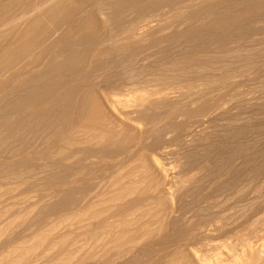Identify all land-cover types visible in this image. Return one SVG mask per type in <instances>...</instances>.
I'll list each match as a JSON object with an SVG mask.
<instances>
[{
	"label": "bare ground",
	"instance_id": "6f19581e",
	"mask_svg": "<svg viewBox=\"0 0 264 264\" xmlns=\"http://www.w3.org/2000/svg\"><path fill=\"white\" fill-rule=\"evenodd\" d=\"M230 3H234L236 4V6L231 7L232 5H230ZM164 4L176 5V9L178 12L175 14V16H173L170 22L167 20L169 23L165 19L164 22H166V25L165 23L161 24L160 21H158L156 25H151L153 21L149 20V18L147 17L148 14L159 11ZM216 14L222 16L218 18L216 17ZM263 15L264 0H0V144L3 146L7 143H10L11 145L13 144L12 142H14L13 145H15V143L17 144V148H6L4 150L3 154H6V156L5 158L3 156L4 159L2 161L5 164L3 166L5 167V170L7 172H20L22 175H20L18 178L21 179L25 174L24 171H26L27 169L30 170L32 167H35L37 165V161L45 159L44 157L47 155L52 156L51 159L55 158L54 155H62L63 161L71 156L74 157V155L84 156L89 153H96L101 157L112 154L119 157L125 154L126 156H128V158H132L133 155H135V152L131 151L132 147L128 142L136 141V143L133 144L140 147L142 146V141L149 140V137H154V140L151 138L153 140V143L150 148H158V150L160 151V153L158 154L167 155L168 151H165L164 149L166 148H164L163 146L161 147V145L164 142L166 143L164 137L165 134L168 133V130H171V132L173 131V133L175 132V137L173 138V140H175L178 146H175V149L178 148V150H175V154L178 152L176 156H174V158L176 157L175 159L184 160L185 158L188 159L189 157H194V154L196 156L194 159H196L197 162L192 161L193 165L195 163V173L193 171L192 164L190 163L191 160L190 162H188L185 159V161H187L188 163L187 165H189V163L191 164L190 168H192V170H190L189 172L193 173V175L189 174L191 177H182V175L179 174L178 176L181 177H178L177 174H175L178 181L172 182L176 179L171 180L172 176L168 172L169 168L165 169L167 167L165 166L164 168V166L161 165L158 160L153 159V156L150 158L146 157L147 155L145 154V149L140 147L143 150L136 152L137 157H135L137 158V160L134 157V164L136 163L134 168H132V166V169H130L131 171H129V173L127 170V176L122 174L123 177L126 176L124 177V179L121 178L123 181L119 180V178L122 177L121 175L118 178L116 177V180L118 179L120 181L117 182V185L119 184L118 186L120 188L117 187L115 182V186L118 188L117 193L118 191L121 192L115 194L114 199L111 195L112 192L110 190L109 191L111 193L109 194V196L104 195L106 197L108 196L109 199H111L109 201V199L106 198V200L108 199L110 203H113L111 201L116 200L114 203H116L117 201H123V203L125 204H121L120 207L116 205L117 209L116 212H114L116 213L115 217H117V219L119 220H116L115 223L112 222L114 223L112 224L114 225L113 228L110 227L111 229L109 228L110 230L108 229L107 232H105V227L101 226V228H98L100 229V232L103 231L102 228L105 229V231L102 232V235L98 234L97 236L99 237V239H102H100L101 242L99 241L100 244L98 243L99 247H96L98 244L94 239L93 240L96 244L94 242L93 243L94 245H96V248H94L93 244V246L86 243L84 244L86 245V247L88 245L90 246L89 248L93 247L97 250L98 255L95 254L94 256L97 255L96 257L92 255L94 258H97L92 264H138V259L144 257L147 259V261H149V258L151 257H148L150 256L148 254L151 253L156 246L160 247L161 251L163 252V255L160 254L162 255V258H160V256L158 257V259H162V261L159 260V262H162L163 264H264V142H261V140L259 139L260 137L262 138V136V139H264V134L259 136V138H256L258 140L253 141L251 139L255 143H252V141L250 140L251 142L249 141L248 143H244L246 145L241 144L242 146H238V144L235 143L237 145L235 147H233L232 145L227 146L226 144L222 143L224 141H218L221 138H217L218 140L216 141L215 138L211 139L210 136V139L205 138V136L203 137L195 131L196 129L194 127L196 125L194 126V124H197V127L198 125H201V119L199 118H201V116L202 118L204 117V110H206L204 109L205 105L201 104L203 106H198L199 104H197V102L200 99L196 102H191L190 99L185 100L181 98L182 96L179 97L180 94L178 95V93L175 95L171 92H164L163 90L156 94L153 93L154 95L152 94V97L150 95V97L153 99H149L148 97H138L135 100L130 101L131 105H127L124 104L125 102H121L120 104L122 108L121 106L120 108H130V113L127 114L124 112V110L123 112H119L121 110L120 108L117 109V111L119 110V113H117L113 100H110L111 97H109L110 99L107 97V95L101 89L102 85H99V82L103 80L104 77L107 81V78L109 76H112L115 79V76L120 77L119 75L133 76V74H136L137 71L134 68L136 67V65L140 66V62L141 64L144 63L145 43L147 41H150V39L152 42V39L154 38L155 40L153 39V43L160 49V46L164 43H175V45L177 43L178 45L181 44L180 46H183L181 40L186 43L187 41H189V37H193V39L195 37L194 41L201 42V44L204 43V46H222V49L226 50L227 52L228 48H225L226 45L228 43H231L236 38V36H232L233 33L231 32L241 31V36L245 35L248 37L247 33H249L250 31L248 25L251 24V21L261 19ZM124 19L125 22H123ZM182 19H184L183 22L181 21ZM195 22H198V24H195V26L198 25V27L194 26ZM181 23L184 26H187L185 30L173 35H162V33H164V30H174L177 28L179 29V27L182 25ZM192 31H197V33H194L196 34L195 36L192 35ZM159 35L161 36L159 37ZM117 37H120V40L116 41L115 38ZM201 44L198 46L204 47L203 45L201 46ZM223 46H225V49L223 48ZM210 47L212 48V46ZM202 49L200 48L201 53L203 50L205 51L206 47H204L203 50ZM149 51H146V53H149ZM217 51L219 52V50ZM189 55H191V53ZM226 58L227 57H225V59ZM213 60L215 59L213 58ZM211 65H209V67ZM188 71L189 70H187V72ZM141 73H143V71ZM136 77H138L137 74ZM161 77L162 76H160V78ZM224 78L225 77H223V79ZM120 79L122 80L121 77ZM160 80L162 82L170 81H168L167 79L162 80V78L159 79V81ZM171 83L172 82H170L169 85ZM92 84H95V86ZM110 94L111 93H109L108 96H110ZM185 95L187 94L185 93ZM188 98L189 97H187V99ZM162 108L167 109L164 115L158 114V110ZM121 116L123 117V119L120 118ZM139 122H142L145 125L144 129L141 128L140 130L139 128L138 130L136 124L137 126L140 125L138 124ZM239 126H242V124H240ZM250 128L252 127L250 126ZM256 128L255 132L259 129V131L262 130L261 127H258L259 129L257 128V130ZM224 129L225 130L222 129V131H226V127ZM231 129H229L231 133L230 135L226 136L228 133H223L226 136V139H224L226 143H229L230 141L232 142L237 136L239 137L241 135H244V130L246 131V129L242 130L241 128L237 130ZM231 131H233V133ZM252 131H254L253 128L250 129V132L248 131L247 136H249V133L251 134ZM259 133H255L253 135L256 136L257 134L258 136ZM218 134H221V132H217V135ZM214 135H216L215 132ZM251 136L249 137L251 138ZM241 137L243 138L244 136ZM221 148L223 150H221ZM218 149H220L221 152ZM192 152L195 153L191 154ZM178 156L180 157L178 158ZM15 157L18 158L15 159ZM212 158L219 159L220 161L222 159V161L220 162L221 165L217 166L212 163V166L210 167V169H213L215 166H217L218 171L216 172L218 173L222 170V167H227L228 164H230L231 167L237 166V169L246 170L249 168L248 170H246L247 182H243L246 184H242V189L238 188L239 190L235 191L234 189L236 185L233 184L238 183L240 180L236 181L235 178H231L232 183H230V180H226L228 181L226 183H229V185L224 184L223 187L221 185L222 188L220 190L217 189L216 191H214L215 194L214 192H210L213 190V187H208L212 188V190L210 191H207L206 189L208 188L206 187L205 193L202 192L203 188L205 187L204 183L206 181V177L210 178L208 176H212V174H209L210 172H208L209 175L206 174V171L210 166V162L208 161ZM259 158L261 159L260 163L256 167L255 165H252L257 163ZM45 161H47V157ZM68 161H66V163ZM79 161L82 163L81 160ZM179 162L181 163L183 161ZM122 163L123 162L119 163L117 167L122 168L120 167V164ZM216 163L217 162H215V164ZM59 164H46L42 166L39 165V172L41 174H45L44 178H39L38 180L32 182L33 184L44 183L47 186H50L49 190H47V193L43 194V197L37 200V202L39 200L40 201L37 204L34 203L35 208L39 206V212L37 213V216L47 214L45 219L48 218L49 222V219H51L50 217L54 215H57L58 217L62 214L66 216L69 215L66 218L70 219V216H72L76 219L78 217H81V212H83V216H85L91 208L90 206H87L90 208L88 210V208L86 207V209V204L84 205V203L88 202L85 197H87L86 194L89 190L87 186L92 180V173H85L81 170V172H83L82 174L79 171L80 168L77 164L72 167L66 165V168L67 166L70 167H68V170H73L72 168H79L78 174H63L64 172H66L64 171V169L62 170L63 165L61 166V164L63 163L59 162ZM122 166H124V164H122ZM184 166L185 165L183 164L180 167ZM178 167L179 165L177 166V168ZM219 167H221V169ZM126 168H128V166ZM186 169L189 170V167ZM228 169L231 170L230 167ZM40 170H42V172ZM134 170L136 172H134ZM226 170H224V172H226ZM172 171L170 173H172ZM30 172L32 173L31 170ZM137 172L138 174L136 175ZM132 174H135L138 180H136V178L133 179L132 177L135 176H132ZM241 174L245 176L244 172ZM27 175H29V173H27ZM33 175H36V173ZM223 175L225 174H221L222 177H224ZM230 175H232V173ZM213 176L214 178L216 177L215 174H213ZM225 177H227V175ZM8 178H10V176ZM224 179L225 178H223V180ZM216 181L218 180L216 179ZM216 181L215 184L217 185L218 182ZM107 184L105 185V187L107 186ZM230 184L233 187H231ZM213 185L211 184V186ZM116 187L114 188L115 190L117 189ZM219 187L220 186L214 188L216 189ZM230 187L235 191H232L235 195V198L241 200L237 203L232 201V204L236 203L237 207L235 206L236 214L234 215L236 219H234V222L232 220L231 224L235 223L237 218V222L239 223V220L241 218L240 222H242L243 220V225L245 226V233H243L244 237H242L239 243L236 242L238 243L236 245L230 247L227 246L226 248L221 245L223 247L222 249L225 248L224 250L226 252L224 253L218 252L221 248L208 245V248L203 247L202 249L201 246H198L200 245L199 242L202 243V241L216 236L217 234H221L226 230L225 227L227 226V224L226 222L224 223L226 219L223 218L224 214L219 216V213L217 214L216 212L221 210L220 208H222V204H226H224V199L227 200V193H229L231 190ZM106 191H108V189ZM192 193L193 195L189 196V194ZM90 195L91 194H89L88 197ZM146 195L147 197L145 198ZM187 196H189L188 200H190V202L187 201L188 204H186V202L184 201ZM97 197L98 196L95 195V199ZM229 198L232 199L233 197L228 196V199ZM235 198L233 200L237 201ZM98 200L99 199H97V201ZM106 200L104 202L103 200L102 202L100 200V202L104 204L105 202L108 203V201ZM147 201H150L149 204L154 205L153 208H150L151 205L150 207L148 206L150 208H147L149 209V212L160 208V211L155 212L156 217H161L159 218L161 225L158 226V228L156 226L155 229H153V227L155 226L154 224L151 229H145V227L143 229L141 228V226H136V228L139 227L140 229L134 228L131 230H124L129 225L131 220H133L135 217H138L139 219V215H141L140 210L142 211V209L138 210V212L140 213H138L139 215L137 214V216L129 221V219L134 216L133 213L136 210L134 209L133 211L130 208L133 209L134 207H138L144 209V207L139 206H143L142 202L146 203ZM228 203L226 204L227 210H229ZM232 204L230 203V205ZM233 205L232 207H230L231 209L234 208ZM94 206L95 205H93L92 208L96 209L97 207ZM123 206L124 208H126V210L124 209V212L122 211ZM35 208H32V210L34 211ZM98 208L100 209L99 206ZM112 208L110 210H113ZM235 208L233 210H235ZM84 209L86 210L84 211ZM147 209H144V213L148 212L146 211ZM216 209L219 210L217 211ZM214 210L216 211L213 212ZM2 213L3 212H1V214ZM125 213L127 215L123 217ZM147 214H144L145 219L147 217ZM18 215L16 216V218L19 217ZM128 216L131 217L127 218ZM229 216L228 219L232 217ZM125 217L126 219H128L129 223L127 222V220H125L124 222H126L127 226L122 227L124 229L120 230L121 225H126L122 224L123 221L121 220ZM110 218H112L110 219L111 221L115 220H113V215L112 217L110 216ZM149 218L150 220L154 219V217L152 218V216ZM228 219L226 220L228 221ZM52 221L53 220L51 219V222ZM111 221H106V223L108 222L110 226H112L110 223ZM137 221L139 220L136 219V225L140 222ZM39 222H41V220H39ZM84 222L86 223V221ZM132 222H134L135 224V220ZM9 223L11 224L8 225L12 226L14 221ZM44 223H46V221ZM44 223L43 226L46 227L47 223ZM52 223L51 226L53 225ZM106 223L104 222L102 224H104V226H108L109 224ZM147 223L145 222L144 224L147 225ZM238 223H235V225ZM49 224L50 223H48V227L50 226ZM231 224L230 226H232ZM91 225L92 224H90V226L88 227L90 228ZM7 226L2 229L0 228V232H6L9 228ZM55 226L56 224L54 225V227ZM54 227L52 226L51 228ZM234 227L235 226H233L232 228ZM241 227L240 230H243L244 228L242 229ZM130 228H132V226H128V229ZM40 229H42V227ZM43 229L41 230L42 232ZM34 230L35 229H33V232ZM44 230L46 231V229ZM56 230L57 229H55V231ZM233 232L236 233V231ZM2 233L1 235H3ZM64 233L65 232H63V234L61 233L60 235L57 234L58 236L56 237H54L55 235H53L52 237L54 238H52L50 242L47 241L50 244L49 247L51 248V250L57 249V252H54V254L52 252V257L50 256L51 252L47 254L49 255V257H51L49 263L47 262L48 264H62V261H66L64 259H67L71 256L70 252L66 248H68L67 244L72 240L68 236L67 232L66 234ZM127 234H130L131 236H127ZM106 235H112L110 240L112 238L113 239L106 242L110 237H107ZM86 237L85 239H87ZM40 240L43 242L42 239ZM209 240L211 243V239ZM192 241H199L197 242L198 245L196 244V246H198L199 250L201 248L200 251H198L196 246L195 248L197 250H194L193 247H191ZM194 242L192 246H194ZM214 242L217 241H213V243ZM220 244L221 243L219 242V245ZM31 246L26 248L22 246L23 249H19L21 252H19L20 254L17 255V259L20 258L24 261V259L27 260V258L35 253L36 250L34 252L32 251L36 248L35 242L34 245L32 247ZM69 246H71L69 247V249L72 248V246L74 247V245L72 244ZM37 250H39L38 247ZM64 250L67 251L65 252ZM73 250L71 251H77ZM62 251H64V253ZM92 252L93 250L89 251L88 254H91ZM155 252L157 253V251ZM7 254L10 253L7 252ZM74 255H76V253ZM76 256L73 257L74 259L70 260L71 264H83V257L81 256V258L79 257L80 259H75ZM151 256L156 257V255L154 256L152 254ZM4 259V261H6L8 257L7 259ZM154 259L152 258L149 264L151 262H153L154 264ZM147 261L146 264H148ZM66 262H68V260ZM4 263L6 262H3V264Z\"/></svg>",
	"mask_w": 264,
	"mask_h": 264
},
{
	"label": "rangeland",
	"instance_id": "374dc122",
	"mask_svg": "<svg viewBox=\"0 0 264 264\" xmlns=\"http://www.w3.org/2000/svg\"><path fill=\"white\" fill-rule=\"evenodd\" d=\"M221 1H227V0H221ZM228 1H230V0H228ZM234 2V1H233ZM169 5V6H168ZM230 5H232L231 7H235L236 6V4H234V3H230ZM169 7H171V8H169ZM173 8V9H172ZM175 8V9H174ZM177 6L176 5H173V4H164L162 7H161V9L159 10V11H157V12H154V13H151V14H148V18H149V20L151 21H153L152 23H151V25L153 24V25H156L157 24V22L158 21H160V23L161 24H164L165 23V25H166V22H164L165 21V19H166V21L168 20L169 22H170V20H172V18H173V16H175V14L178 12L177 11ZM163 9V10H162ZM167 9V10H166ZM170 9V10H169ZM227 9H229V8H227ZM173 11H174V13H173ZM160 12V13H159ZM221 12V11H220ZM156 13H158V14H156ZM222 15H217L216 14V17H218V18H220ZM214 17V16H213ZM264 15L262 16V18L261 19H258V20H255V21H251V24L250 25H248L249 27V33H247L248 34V37L247 36H241V34H242V32L241 31H236V32H231V33H233L232 34V36H236V38L231 42V43H228L227 45H226V47L225 46H223V48L225 47L226 49H227V52H226V50H223L222 49V46H217V45H215V47H214V45H208V46H204L203 44H201V42H198V41H194L195 40V37H194V39H193V37L191 38V37H189L188 38V40L189 41H187L186 43H184L183 42V40H181L182 41V45L183 46H180L181 44H177L176 43V45H175V43H173V44H168V43H164V44H162L161 46H160V49L153 43L154 42V40L152 39V42H151V39H150V41H147L146 43H145V52H144V54H145V61H144V63L143 64H141V62H140V66H138V65H136V67L134 68L136 71H137V76L138 77H136V74H133V76H131V75H125V76H121V75H119L121 78H122V80L120 79V77H118V76H115L116 78L114 79V77H112V76H109L108 78H107V81H106V79H105V77L103 78V80H101L100 82H99V85L101 86L102 85V87H101V89H102V91L107 95V97L109 98V97H111V99L110 100H113V102H114V105H115V109H116V111H117V109H119L120 108V106H121V102H125L124 104H127V105H131V102L130 101H132V100H135L136 98H138V97H143V98H151L152 97V94L153 93H158V92H160V91H163L164 90V92H167V93H169V92H171V93H173V94H177L178 93V95H179V97H181L182 99H185V100H191V102H196V101H198L199 99L200 100H202V101H198L197 102V104H199L198 106H200L201 104H203V105H205V107H204V109H206V110H204L205 111V114H203V118H202V116H201V118H199V119H201V125H198V127H197V124H194V128L196 129H194L198 134H200L201 136H205V138H209V136H210V138L211 139H216V141L219 139V138H221L220 140H218V141H224V142H222L223 144H226L227 146H233V147H235V146H237L236 144H238V146L240 145V146H242L244 143H248L251 139L253 140V141H255V140H258V139H256V138H259V136H261L262 134H264ZM155 19V20H154ZM163 20V21H162ZM167 21V22H168ZM182 22L184 21V19H182L181 20ZM180 21V22H181ZM259 21H261V22H259ZM123 22H125V19L123 20ZM168 22V23H169ZM257 22V23H256ZM263 22V23H262ZM182 24V23H181ZM195 24H198V22L196 23H194V26H195ZM125 26V25H124ZM186 27L187 26H184L183 24L179 27V29L177 28V29H174V30H172V29H167V30H164V33H162V35L163 36H165V35H168V34H176V33H179V32H181V31H183V30H185L186 29ZM195 27H198V25H196ZM238 30V29H237ZM169 32V33H168ZM192 35L193 36H195L196 34H194V33H197V31H192ZM246 34V35H247ZM158 35V34H157ZM161 35H159V37H160ZM250 36V37H249ZM155 37V36H154ZM157 37V36H156ZM243 37V38H242ZM244 37H246V38H244ZM196 39H197V37H196ZM244 39V40H243ZM115 40L116 41H118V40H120V37H117V38H115ZM121 43V42H120ZM149 44V45H148ZM188 44V45H187ZM201 44V46L203 45L204 47H206V49H205V51L203 50L204 49V47H200V46H198V45H200ZM186 45V46H185ZM120 46V45H119ZM118 46V47H119ZM210 46H212V48L210 47ZM149 47V48H148ZM180 47V48H179ZM197 47V48H196ZM209 49H208V48ZM177 48H178V50H177ZM200 48L203 50L202 51V53L200 52L201 50H200ZM224 48V49H225ZM149 49H150V51H149ZM153 49H155V50H153ZM169 49V50H168ZM174 49V50H173ZM183 49V50H182ZM186 51H185V50ZM242 49H244V50H242ZM152 50V51H151ZM156 50H157V52H156ZM158 50H160V51H158ZM165 50V51H164ZM173 50V51H172ZM198 50V51H197ZM215 50V51H214ZM217 50H219V52L217 51ZM146 51H149V53L147 52L146 53ZM185 51V52H184ZM210 51V52H209ZM252 51V52H251ZM155 52V53H154ZM159 52V53H158ZM182 52V53H181ZM189 52V53H188ZM193 52V53H192ZM209 52V53H208ZM244 52V53H243ZM251 52V53H250ZM254 52V53H253ZM166 53V54H165ZM181 55H180V54ZM186 55H185V54ZM191 53V55H189ZM206 53V54H205ZM197 54V55H196ZM199 54H201V55H199ZM203 54V55H202ZM229 54V55H228ZM173 55V56H172ZM211 55V56H210ZM213 55V56H212ZM216 55H219V56H216ZM179 56V57H178ZM182 56V57H181ZM185 56V57H184ZM208 56V57H207ZM221 56V57H220ZM148 57V58H147ZM201 57V58H200ZM225 57H227L226 59H225ZM250 57V58H249ZM260 57H263V58H260ZM168 58V59H167ZM203 58V59H202ZM213 58L215 59V60H213ZM218 59V61H217V59ZM261 60H259V59ZM156 59H157V61H156ZM221 59V60H220ZM185 61V62H184ZM189 61V62H188ZM252 61V62H251ZM176 62V63H175ZM219 62H221V63H219ZM203 63V64H202ZM209 63V64H208ZM225 63V64H224ZM212 64V65H211ZM218 64H220V65H218ZM203 67H202V66ZM209 65H211L210 67H209ZM218 65V66H217ZM247 66V67H246ZM205 67H207V68H205ZM166 68H170V69H166ZM205 68V69H204ZM142 69V70H141ZM144 69V70H143ZM148 69V70H147ZM151 69V70H150ZM216 69H217V71H216ZM248 69V70H247ZM139 70V71H138ZM146 70V71H145ZM187 70H189L188 72H187ZM143 71V73H141ZM144 71H145V74H144ZM150 71V72H149ZM139 72V73H138ZM149 72V73H148ZM160 72V73H159ZM181 72V73H180ZM162 73V74H161ZM165 73V74H164ZM170 73V74H169ZM173 73H175V74H173ZM177 73H179V74H177ZM173 74V75H172ZM193 74V75H192ZM212 75V76H211ZM144 76V77H143ZM158 76H159V78H158ZM160 76H162L161 78H162V80H165V79H167L168 81L170 80V79H172V78H176V79H172V80H170L169 82H162L161 80V82L159 81V79H161L160 78ZM230 78H229V77ZM143 77V78H142ZM157 77V78H156ZM167 77H169V78H167ZM205 77V78H204ZM223 77H225L224 79H223ZM132 78V79H131ZM142 78V79H141ZM164 78V79H163ZM210 78V79H209ZM232 78V79H231ZM110 79V80H109ZM112 79V80H111ZM213 80V81H212ZM2 81V80H1ZM95 81V80H94ZM112 81V82H111ZM114 81H116V82H114ZM120 81V82H119ZM173 81H174V83H173ZM211 81V82H210ZM231 81V82H230ZM93 82V81H92ZM102 82V83H101ZM170 82H172L170 85H169V83ZM213 82V83H212ZM214 82H215V84H214ZM158 83H159V85H158ZM166 83H168V84H166ZM181 83V84H180ZM205 83V84H204ZM220 83V84H219ZM1 84V83H0ZM180 84V85H179ZM92 85H94L95 86V84H92ZM104 85H107V86H104ZM163 87H162V86ZM168 85V86H167ZM207 85V86H206ZM212 85H214V86H212ZM161 86V87H160ZM172 86V87H171ZM211 86V87H210ZM159 87V88H158ZM205 89H204V88ZM182 88V89H181ZM202 88V89H201ZM177 89V90H176ZM181 89V90H180ZM174 90V91H173ZM108 91H110V92H108ZM199 93H198V92ZM203 91V92H202ZM109 93H111L110 94V96H108V94ZM185 93L187 94V95H185ZM196 93V94H195ZM195 94V95H194ZM150 95H151V97H150ZM154 95V94H153ZM189 95V96H188ZM207 95H208V97H207ZM243 95V96H242ZM245 95V96H244ZM200 96V97H199ZM239 96V97H238ZM240 96H242V97H240ZM113 97V98H112ZM156 97V96H155ZM187 97H189L188 99H187ZM191 97V98H190ZM148 99V100H149ZM151 99H153V98H151ZM257 101H256V100ZM116 100V101H115ZM119 101V103H118V101ZM245 101V102H244ZM248 103H247V102ZM127 102V103H126ZM211 102V103H210ZM214 102V103H213ZM244 102V103H243ZM250 102V103H249ZM117 103H118V105H117ZM255 103V104H254ZM234 105V106H232V105ZM118 107H117V106ZM203 105H201V106H203ZM209 106V107H208ZM236 106V107H235ZM221 107V108H220ZM260 107V108H259ZM121 108H122V106H121ZM120 108V109H121ZM197 108V107H196ZM249 108V109H248ZM217 109H219V110H217ZM122 110V111H121ZM119 112H123V110H124V112L125 113H127V114H129L130 113V108H126V109H121ZM126 110V111H125ZM129 112H128V111ZM239 110V111H238ZM247 110V111H246ZM117 111V113H119ZM165 111H167V109H165V108H162V109H160V110H158V114H161V115H164L166 112ZM224 111H226V112H224ZM258 111V112H257ZM160 112H162V113H160ZM206 112H207V114H206ZM254 112V113H253ZM260 112V113H259ZM256 113V114H255ZM258 113V114H257ZM210 114V115H209ZM248 114V115H247ZM209 115V116H208ZM245 115V116H244ZM250 115V116H249ZM208 116V117H207ZM220 116V117H219ZM223 116V117H222ZM233 116V117H232ZM244 116V117H243ZM258 116V117H257ZM217 117V118H216ZM262 117H263V119H262ZM121 119H123V117L121 116L120 117ZM236 118V119H235ZM243 118H245V119H243ZM207 119V120H206ZM242 119V120H241ZM262 119V120H261ZM203 120V121H202ZM227 121H228V123H227ZM241 121V122H240ZM203 122V123H202ZM240 122V123H239ZM246 124H245V123ZM220 123V124H219ZM226 123V124H225ZM252 123V124H251ZM138 124H140V125H138L137 126V124H136V127L138 128V130H139V128H140V130H141V128L142 129H144V127H145V125L142 123V122H139ZM218 124H219V126H218ZM229 124V125H228ZM235 124H236V126H235ZM240 124H242V126L243 127H246V128H243L242 126H239ZM215 125V126H214ZM230 127H228V126ZM260 125V126H259ZM226 127V131H222V129L223 130H225L224 128ZM233 126H235V127H233ZM250 126L254 129V131H252L251 132V134L249 133V136H251V135H253V134H255V133H259V135L257 136V134H256V136H251V138L249 137V136H247L248 135V131L250 132V129H252V128H250ZM256 126H257V128L259 127H261V131H259V130H257V128H256ZM233 127V128H232ZM237 127V128H236ZM198 128V129H197ZM209 128V129H208ZM211 128V129H210ZM232 128V129H231ZM239 128H243V129H246V131L244 130V135H241V136H244L243 138L241 137V136H237V137H235V139L231 142H229V143H226V141L224 140V139H226V136H228V135H230L231 133H230V130L229 129H231V130H237V129H239ZM247 128H249V129H247ZM255 128H256V130L258 131H256L255 132ZM213 129V130H212ZM229 131H228V130ZM242 129V130H243ZM204 130V131H203ZM219 130V131H218ZM221 130V131H220ZM248 130V131H247ZM218 133H220L221 132V134H218L217 135V132ZM228 131V132H227ZM200 132V133H199ZM214 132H215V134L217 135H214ZM232 133H233V131H231ZM246 132H247V134H246ZM205 134V135H203V134ZM226 134V133H228L226 136L224 135V134ZM206 134H208V135H206ZM210 134V135H209ZM214 135V137H213V135ZM246 134V135H245ZM212 135V136H211ZM1 137V136H0ZM175 137V132L173 133V131L171 132V130H168V133L167 134H165V141H166V143L164 142L162 145H161V147L163 146L164 148H166V149H164L165 151H168V153H167V155H160V154H158V153H160V151L158 150V148H154V147H152V148H150L151 146H152V143H153V140H154V137L152 138V137H149V140H146V141H142V146H140L141 148H143V149H145V154L147 155L146 157H148V158H150V157H154L153 159H155V160H158V162H160V164L161 165H163L164 166V168H165V166L167 167V168H165V169H168V172H169V174H171V176H172V178H171V180H174V179H176V180H174V181H172V182H177L178 180H177V178H176V175L175 174H177V176L180 174V175H182V177H191L189 174H191V175H193V173H190L189 171L190 170H192V168H190L191 167V164L193 163L192 161H196V159H194L196 156H195V152H192L191 154H194V157H189L188 159L187 158H185L188 162H190V160H191V164L189 163V165H187L188 163H187V161H185V159L184 160H178V159H175L174 158V156H176V154L178 153H176L175 154V150H178V148L177 149H175L176 147H178L177 146V144H176V142H175V140H173V138ZM240 137H241V139H240ZM250 139H249V138ZM153 140H152V139ZM163 138V139H164ZM166 138H168V139H166ZM172 138V139H171ZM209 138V139H210ZM218 138V139H217ZM223 138V139H222ZM248 138V139H247ZM262 138H263V136H262ZM261 137L259 138L260 140H261V142H264V139H262ZM242 140H243V142H242ZM246 140V141H245ZM251 140V141H252ZM259 140V141H260ZM150 141H152V142H150ZM250 141V142H251ZM252 141V143H255V142H253ZM127 142V141H126ZM233 142H234V144H233ZM13 144H14V142H12ZM129 144H131L130 146L132 147V149H131V151H133V152H135V155H133V157L132 158H128V156H126L125 154H123V155H121V156H119V157H117L116 155H114V154H112V155H107V156H104V157H101L99 154H96V153H93V154H91V153H89V154H87V155H84V156H80V155H74V157L73 156H71V157H69L68 159H66V160H62V155H60V156H58L59 154H57V155H54L55 156V158H52L51 159V157L52 156H50V155H47V156H45L44 158L46 159V157H47V161H45V159H41V160H39V161H37V165L35 166V167H32L30 170L32 171V173L30 172V170L29 169H27L26 171H24V173L26 174H24V176H23V178H18L20 175H22L20 172H7L6 170H5V167L3 166V165H5L4 163H3V159L5 158V156H6V154H3L4 153V150L6 149V148H17V144L15 143V145H13V144H11L10 145V143L8 144H6V145H1L0 144V147H1V149H0V156H1V154H2V159H1V157H0V210H2V211H0V215H1V219H0V228L2 229V228H5L8 224H11V223H9V222H13L14 221V223L12 224V226H11V228H10V226L8 225L7 227H9L8 228V230L6 231V232H4V233H2V232H0V263H2L3 264V262H6L7 264H12V262H13V264H29V263H31V261H32V263L31 264H44L45 262V264H48L49 263V261H50V258L53 256L52 255V252H53V254H54V252H57L56 250L57 249H55V250H51V248L49 247L50 246V244H49V242H50V240L52 239V238H54V237H56V236H58L57 234H63V232H65L64 234H66V232H67V234H68V236L70 237V239L72 240L71 242H69L68 244L69 245H74V247L72 246V248H70L69 249V247H71V246H69L68 244H67V247L68 248H66V249H68V251L70 252V257H68L67 259H64V260H68V262H66V261H62V264H65V263H69V264H71V262H70V260L71 259H74L73 257L74 256H76L75 257V259H78L79 257L81 258V256L83 257V264H92V263H94V260H96L97 258H94V257H96L98 254H97V250L96 249H94V248H96V247H99V241H100V239H99V237H97L98 236V234H101L102 235V232H104L105 231V229H106V231L105 232H107L108 231V229L110 228V227H112L113 228V226L114 225H112V224H114L115 223V221L117 220H119V219H117V217H115L116 216V209H117V206L118 207H120L121 206V204H125V203H123V201H117L116 203H114L115 201H111V202H113V203H110L109 201L111 200V199H109V194L112 192V197H113V199H114V196H115V194H118L119 192H121V191H118V193H117V190H118V188H120L118 185H117V182H120L122 179L121 178H123L124 179V177H126L127 175V170H128V173H129V171H131L130 169H132V168H134V166L136 165V163L134 164V162H135V159H134V157L136 156L137 157V151H140V150H143V149H141L139 146H135V144H133V143H136V141L134 142V141H132V142H128ZM151 143V144H150ZM236 143V144H235ZM126 144V143H125ZM175 144V145H174ZM229 144V145H228ZM242 144V145H241ZM134 145V146H133ZM244 145H246V144H244ZM6 146V147H5ZM176 146V147H175ZM225 146V145H224ZM223 146V147H224ZM3 150V151H2ZM172 150H174V151H172ZM218 150H220V149H218ZM217 150V151H218ZM221 150H223L222 148H221ZM221 150H220V152H221ZM170 151V152H169ZM142 152V151H141ZM174 153V154H173ZM203 154V153H202ZM3 156H4V158H3ZM53 156V157H54ZM57 156V157H56ZM93 156H95V157H93ZM191 156V155H190ZM193 156V155H192ZM84 157H86V158H84ZM93 157V158H92ZM121 157V158H120ZM135 157V158H136ZM156 157V158H155ZM166 157V158H165ZM170 157V158H169ZM180 156H178V158H179ZM223 157V156H222ZM16 158H18V157H15V159ZM118 158H120V159H118ZM127 158V159H126ZM147 158V159H148ZM191 158V159H190ZM49 159V160H48ZM61 160V161H60ZM69 160V161H68ZM72 160V161H71ZM79 160H81L82 161V163L79 161ZM102 160H106V161H102ZM120 160H121V162H123L122 164H124V166H122V164H120L121 166L120 167H122V168H118L117 167V165L119 164V163H121L120 162ZM132 160H134V161H132ZM136 160H137V158H136ZM169 160V161H168ZM176 160V161H175ZM178 160V161H177ZM211 160H213V161H211ZM211 160H209L208 162H210V166H209V170L207 169V171H206V174H208V172H210L209 174H212V176L210 175V176H208V175H206V176H208V177H210V178H207L206 177V181H205V183H204V188H203V190H202V192L203 193H205V189H206V187L208 188V187H213V190H212V188H208V189H206L207 191L209 190H212V191H210V192H214V191H216L217 189H221L223 186H224V184L225 185H229V183H226V182H228L229 180L231 181L232 179L231 178H235V180L236 181H238V180H240L238 183H236V184H233V185H236L237 186V189H236V186H235V191L237 190H239V189H242L241 187H242V184H246V183H243V182H247V174H246V170H248V169H246V170H244V169H237L238 167L237 166H232L231 167V165L230 164H228V166L225 168V167H222V170L221 171H219V173L218 172H216V171H218L217 169H218V167L217 166H219V165H221L220 164V162L222 161V159H221V161L219 160V159H211ZM260 158L258 159V161H257V163H255V164H252V165H255V167L260 163ZM45 161V162H44ZM66 161H68L67 163H66ZM109 161V162H108ZM179 161H183V162H179ZM54 162V163H53ZM59 162L61 163H63V164H61V166L63 165V167H62V170L64 169V171H66V172H64L63 174H74V173H76V174H78V172L80 171L81 172V170L83 171V172H85V173H92V180H93V182H92V180L90 181V183H89V185L87 186L88 187V192H87V194H86V196L87 197H85V199L88 201V202H86V203H84V205H85V208L87 207V206H90V207H87L88 208V210H89V208H90V210H89V212H87L86 213V215L85 216H83V212H81V217H78V218H76L75 219V217H72V216H70V219L69 218H66V217H68V216H66V215H59L58 217H57V215H54V216H52V217H50L53 221V223L51 222V219H49L50 220V222L48 221V218L47 219H45L46 218V216H47V214H43V215H41V216H37V213L39 212L38 210H39V206H37V208H35V204L34 203H38L37 202V200L38 199H41V197H43V194H46L47 193V190H49V188H50V186H47L46 184H33L32 182H34V181H36V180H38L39 178L40 179H43L44 178V175L45 174H41L40 172H39V167L40 166H42V165H55V164H59ZM78 162V163H77ZM87 162V163H86ZM115 162V163H114ZM132 162V163H131ZM186 164H185V163ZM197 162V161H196ZM215 162H217L216 164H215ZM49 163V164H48ZM65 163V164H64ZM72 163V164H71ZM78 164V166H79V168H72L73 170H68V167L70 166V167H72V166H75V165H77ZM81 163V164H80ZM163 163V164H162ZM180 163V164H179ZM185 165L184 167H180V166H182L183 164ZM214 164V165H217V166H215V167H217V168H213V169H210V167L212 166L211 164ZM80 164V165H79ZM88 164H89V166H88ZM129 164H130V166H129ZM134 164V165H133ZM165 164V165H164ZM173 164V165H172ZM179 165V169L177 168V166ZM182 164V165H181ZM3 167H2V166ZM40 165V166H39ZM60 165V164H59ZM66 165H69V166H67V168H66ZM169 165V166H168ZM230 165V166H229ZM65 166V167H64ZM82 166H84V167H82ZM115 166V167H114ZM128 166V168H126ZM133 166V167H132ZM189 167V170L188 169H186V168H188ZM69 167V168H70ZM82 167V168H81ZM132 167V168H131ZM186 167V168H185ZM192 167H193V171H194V167H195V163H194V165L192 164ZM230 167V169L231 170H229L228 168ZM37 168V169H36ZM86 168V169H85ZM170 168H172V169H170ZM174 168V169H173ZM196 168V167H195ZM220 169H221V167H219ZM235 170H234V169ZM66 169V170H65ZM78 169H79V171H78ZM124 169V170H123ZM216 169V170H215ZM219 169V170H220ZM226 170V172H224V170ZM5 170V171H4ZM34 170V171H33ZM36 170H38V171H36ZM85 170V171H84ZM114 170V171H113ZM119 170V171H118ZM136 170V169H135ZM134 170V172H136ZM173 170V171H172ZM177 170H178V172H177ZM188 170V171H187ZM210 170H212V171H210ZM215 172H214V171ZM36 171V172H35ZM41 172H42V170H40ZM68 171V172H67ZM172 171V173H170ZM240 173H239V172ZM83 172H81L82 174H83ZM117 172H119V173H117ZM134 172H132V173H134ZM175 172V173H174ZM181 172V173H180ZM224 172V173H223ZM230 172V173H229ZM244 172V174H245V176L243 175V174H241V173H243ZM27 173H29V175H27ZM36 173V175H33V174H35ZM107 173V174H106ZM174 173V174H173ZM183 173V174H182ZM194 173H195V171H194ZM232 173V175H230ZM236 173V174H235ZM238 173V174H237ZM42 176H41V175ZM80 174V173H79ZM122 174L123 175H126V176H122ZM138 174V172L136 173V175ZM213 174H215V176L217 177H215L214 178V176H213ZM220 174V175H219ZM221 174H225V175H223L224 177H222L221 176ZM229 174V175H228ZM239 174H240V176H239ZM104 175V176H103ZM122 176V177H120L119 178V180L117 179L116 180V177L118 178L119 176ZM135 176V177H132V176ZM136 175L135 174H132V178L134 179V178H136V180H138V178L136 177ZM188 175V176H187ZM227 175V177L229 178H227V177H225ZM4 176V177H3ZM10 176V178H8ZM110 176H111V178H110ZM229 176H233V177H229ZM7 177V178H6ZM178 177H181V176H178ZM214 178V179H212V178ZM239 179H238V178ZM243 177V178H242ZM110 178V179H109ZM220 180H219V179ZM223 178H225L224 180H223ZM109 179V180H108ZM212 181V183H211V181ZM216 179L218 180V181H216ZM243 179V180H242ZM245 179V180H244ZM24 180V181H23ZM28 180V181H27ZM214 180V181H213ZM226 180H228V181H226ZM21 181V182H20ZM109 181V182H108ZM123 181V180H122ZM124 181H126V180H124ZM210 181V182H209ZM215 181L216 182H218L217 183V185L218 186H220L219 188H214V187H218L216 184H215ZM235 181V182H236ZM242 181V182H241ZM26 182V183H25ZM115 182H116V185H117V187L115 186ZM211 183L213 186H211V184H209V183ZM214 182V183H213ZM222 182V183H221ZM224 182V183H223ZM31 183V184H30ZM108 183V184H107ZM230 183H232V181L230 182ZM107 184V186L105 187V185ZM220 184V185H219ZM36 185V186H35ZM111 185V186H110ZM208 185H210V186H208ZM221 185H222V187H221ZM231 185V184H230ZM30 188H29V187ZM34 186V187H33ZM27 187V188H26ZM33 187V188H32ZM39 187V188H38ZM98 187V188H97ZM117 188L116 190L114 189V188ZM231 187H233L232 185H231ZM230 187V188H231ZM105 188V189H104ZM239 188V189H238ZM108 189V191H106ZM111 192H110V191ZM120 190V189H119ZM234 190H232V188H231V190H230V192H229V188H228V192L229 193H227V200L226 199H224V204L226 203H228L229 202V200L231 199V198H229L228 199V196H230V197H233L231 200H230V202L228 203L229 205H228V209L229 210H227V205L225 204V205H221V207L222 208H220L221 210L220 211H218L217 209V211L218 212H216L217 214L219 213V216L220 215H222V214H224V216H223V218H226V219H228V216H229V214H230V216H232V217H230L229 219H228V221L225 219V221H224V223L226 222V224H227V226L225 227L226 228V230H225V232H223V233H221V234H217L218 235V237H217V235L216 236H213V237H211V238H208V239H206L205 241H202V243L201 242H199V241H192V243H191V247H193V249L194 250H197L198 249V251H200L201 250V248L203 249V247L205 248V247H207L208 248V246H212V247H218V248H223V247H230V246H233V245H236V244H238L239 243V241L242 239V237H244V234L243 233H245V226L243 225V220H242V222H240V220H241V218H240V220H239V223L237 222V220H238V218H237V220H236V222L235 223H238V224H236L235 225V223H233V224H231V221L233 220V222L235 221L234 219H236V217H234V215L236 214V208H235V206L237 207V205H236V203L238 202V201H241V200H239L238 198H235V195L233 194V192H235ZM206 191V192H207ZM233 191V192H232ZM106 194H105V193ZM116 192V193H115ZM232 192V193H231ZM217 193V192H216ZM89 194H91L89 197H88V195ZM207 194V193H206ZM214 194H215V192H214ZM231 194V195H230ZM233 194V195H232ZM95 195L96 196H100L99 198L97 197L96 199H95ZM104 195H108L107 197L106 196H104ZM191 195H193V193L192 194H189V196H191ZM189 196H187L186 197V199L184 200L185 202H186V204H188L187 203V201H189L190 202V200H188V197ZM103 197V198H102ZM105 197V198H104ZM112 197H110V198H112ZM147 197V195L145 196V198ZM92 198H93V200H92ZM106 198H108L109 199V201H108V199L106 200ZM191 198V197H190ZM236 199L237 201H234L233 199ZM95 199V200H94ZM97 199H99L98 201H97ZM108 201V203L110 204H108L107 202H105V204L104 203H101L102 202V200H103V202L105 201ZM112 199V200H113ZM264 199V198H263ZM100 200H101V202H100ZM226 200V201H225ZM232 201L233 202H236V203H233V204H235V205H233L232 204ZM261 201H262V199H261ZM90 202V203H89ZM93 202V203H92ZM96 204H98V205H96ZM98 202V203H97ZM122 202V203H121ZM184 202V203H185ZM99 203H100V205H99ZM119 203V204H118ZM147 203V204H146ZM142 202V205L143 206H141L140 204H138V205H140L139 207H144V209H147V208H149L150 207V205H151V207L150 208H153V204H149L150 203V201H147V202ZM230 203L233 205V207L235 208V210H233V209H231L230 207H232V205H230ZM91 204V205H90ZM238 204H240V203H238ZM93 205H95L94 207H97L96 209L95 208H92L93 207ZM104 205H106V206H104ZM117 205V206H116ZM98 206L100 207V209L98 208ZM101 206H103V207H101ZM115 206H116V208H115ZM137 206V205H136ZM147 206V207H146ZM149 206V207H148ZM223 206H224V209L226 210H224L223 209ZM35 208L34 209V211L32 210V208ZM113 207V208H112ZM146 207V208H145ZM30 208H31V210H30ZM86 208V209H87ZM113 209V210H110V209ZM114 208H115V210H114ZM149 208V209H150ZM6 209V210H5ZM86 209H84V211L86 210ZM106 209H108V210H106ZM126 210V208H124V206L122 207V211L124 212L125 210ZM131 210H133L134 211V209H136L135 211H134V216L133 217H127V218H130L129 219V221L132 219V218H134L135 216H137V214L139 213L138 212V210H140V209H142V211L140 210V212H141V215H139V219H138V217H135L137 220H139L140 221V219H141V221L139 222V221H137V222H139V223H137V225H136V219L134 218L133 220H131L130 221V223H132V224H130L129 222H128V219H126V217L125 218H123V219H121L122 221H123V223L122 224H126V222H124L125 220H127V222L129 223V225L128 226H132V228H130V229H128V226H127V224L126 225H121L120 226V230H123L124 228H122V227H126L124 230H131V229H137V228H139L140 226H141V228H143L144 229V227H145V229L146 228H148V229H151V227H153L154 226V224H155V226L153 227V229H155V227L157 226V228H158V226H160L161 225V222H160V220H159V218H161V217H159V216H157L156 217V212L155 211H160V208H158V209H152V210H154V211H151V212H149V209H147L146 211H148L147 213H144V209L143 208H136V207H134L133 209L132 208H130ZM231 209V210H230ZM83 210V209H82ZM87 210V211H88ZM216 210H214L213 212H215ZM5 211V212H4ZM28 211V212H27ZM105 211V212H104ZM107 211V212H106ZM115 211V212H114ZM137 211V212H136ZM230 211H232V212H230ZM1 212H3L2 214H4V215H2L1 214ZM32 212V213H31ZM100 212H102V213H100ZM111 212H113V213H111ZM153 212V213H152ZM155 212V213H154ZM221 212V213H220ZM223 212V213H222ZM228 212V213H227ZM233 212H235V213H233ZM31 213V214H30ZM97 213V214H96ZM115 213V214H114ZM151 213H152V215H151ZM228 215H227V214ZM19 214V215H18ZM35 214H36V216H35ZM142 214H143V216H142ZM144 214H147L146 216L149 218V217H151L152 216V218L154 217V219L153 220H150V218L148 219L147 217H146V219H145V215ZM151 216H150V215ZM226 214V215H225ZM19 216V217H17L16 218V216ZM21 215V216H20ZM26 215V216H25ZM99 215H100V217H99ZM102 215H104V216H102ZM112 215L114 216V218H113V220L114 221H111L110 219H112V218H110V216L112 217ZM127 214L125 213L124 215H123V217L124 216H126ZM35 216V217H34ZM83 216V217H82ZM227 216V217H226ZM23 217H24V219H23ZM26 217V218H25ZM35 219H34V218ZM108 217H109V219H108ZM144 217V218H143ZM222 217V216H221ZM21 218V219H20ZM33 218V219H32ZM79 218H81V219H79ZM88 218H89V221H88ZM92 218V219H91ZM17 219H20V220H17ZM23 219V220H22ZM41 220V222H42V224H41V222H39V220ZM45 219V220H44ZM74 219H75V221H74ZM96 219V220H95ZM104 219H106V220H104ZM16 220V221H15ZM38 220V221H37ZM67 220H69V221H67ZM135 220V224H134V222H132V221H134ZM144 220H145V222L147 223V225L146 224H144L145 222H144ZM224 220V219H223ZM34 221V222H33ZM46 221V223H47V226L46 227H44L43 226V223ZM48 221V222H47ZM57 221V222H56ZM70 221H72V222H70ZM84 221H86V223L84 222ZM106 221H111L110 223H111V225L112 226H110V224L108 225V226H104V224H102V223H106ZM152 222V223H150V222ZM31 222V223H30ZM56 222V223H55ZM112 222H114V223H112ZM156 222V223H155ZM228 222V223H227ZM7 223V224H6ZM40 223V224H39ZM46 223H44V224H46ZM48 223H50L49 225L51 226V223L53 224L52 226L54 227V225L56 224V228L55 229H57L56 231H55V229L54 228H51L50 226L48 227ZM106 223V224H107ZM141 223V224H140ZM144 225H146V226H144ZM36 224V225H35ZM81 224H83V225H81ZM90 224H92L91 225V227L89 228L88 226H90ZM105 224V225H106ZM134 224V225H133ZM140 224V225H139ZM230 224L232 225V226H230ZM242 224V225H241ZM33 225V226H32ZM152 225V226H151ZM101 226L102 227H105V229L104 228H102V230L103 231H101L100 232V229H98V228H101ZM136 226H139V227H137L136 228ZM143 226V227H142ZM150 226V227H149ZM233 226H235L234 228H232ZM242 226V227H241ZM36 227V228H35ZM42 227V229L44 228V229H46V231L43 229V232L41 231L42 229H40ZM48 227V228H47ZM107 227V228H106ZM231 229H230V228ZM239 227V228H238ZM240 227L243 229V230H240ZM49 228H51V229H49ZM79 228H81V229H79ZM83 228H84V230H83ZM95 228V229H94ZM175 228V227H174ZM0 229V230H1ZM33 229H35L34 230V232H33ZM47 229H49V230H47ZM54 229V230H53ZM111 229V228H110ZM109 229V230H110ZM140 229V228H139ZM176 229V228H175ZM41 231V233H40V231ZM52 232H51V231ZM83 230V231H82ZM98 230H99V232H98ZM233 231H236V233L235 232H233ZM239 231V232H238ZM10 232V233H9ZM57 232V233H56ZM69 232V233H68ZM83 232V233H82ZM232 232V233H231ZM1 233L4 235H1ZM43 233V234H42ZM49 233V234H48ZM53 233V234H52ZM55 233V234H54ZM8 234V235H7ZM11 234V235H10ZM42 234V235H41ZM52 234V235H51ZM93 234H96V235H93ZM35 235H36V237H35ZM44 235V236H43ZM47 235V236H46ZM49 235V236H48ZM53 235H55L54 237H52ZM108 235V234H107ZM106 235V236H107ZM33 236V237H32ZM40 236H43V237H40ZM45 236H46V239H45ZM50 236H51V238H50ZM87 236V237H86ZM100 236V235H99ZM110 236V235H109ZM109 236H107V237H109ZM112 236V235H111ZM111 236L107 239V241L106 242H108V241H111L110 240V238H111ZM127 236H131L130 234H127ZM72 237V238H71ZM85 237L87 238V239H85ZM93 237V238H92ZM96 237H97V239H96ZM227 237V238H226ZM42 239L43 240V242L40 240V239ZM50 238V239H49ZM83 238H84V240H83ZM104 238H105V236H104ZM236 240H235V239ZM237 238H239V239H237ZM34 241H33V240ZM36 239V240H35ZM48 239V240H47ZM74 239V240H73ZM97 242V246L96 245H94V243H95V241ZM209 239H211V243H210V240ZM39 240V241H38ZM102 240V239H101ZM217 241V242H214L213 243V241ZM225 240V241H224ZM41 241V242H40ZM45 241V242H44ZM47 241H49V242H47ZM221 243L220 245H219V242ZM224 241V242H223ZM34 242H35V246L37 245V243H38V245L36 246V248L35 249H33L32 250V248H31V250L34 252L35 250L37 251H35V253H33L29 258H27V260H25L24 259V261H23V259L21 260L20 258L19 259H17V255L18 254H20L19 252H21L19 249H23V247L24 248H26V247H29V246H33L34 245ZM37 242V243H36ZM39 242H40V244H39ZM94 242V243H93ZM101 242V241H100ZM157 242V241H156ZM155 242V243H156ZM193 242H194V246H192V244H193ZM197 242H199V244L200 245H198V243ZM235 242V243H234ZM236 242H238V243H236ZM33 243V244H32ZM88 244V245H94V248L93 247H91V248H89L90 246H88L87 245V247H86V245H84V244ZM203 243H205V244H203ZM223 243V244H222ZM227 245H226V244ZM230 243H232V244H230ZM43 244V245H42ZM76 244V245H75ZM96 244V243H95ZM196 244L200 247L201 246V248H200V250H199V248H198V246H196ZM40 245H41V247H40ZM92 245V246H93ZM204 245H206V246H204ZM208 245V246H207ZM214 245V246H213ZM221 245H223V247L221 246ZM20 246V247H19ZM23 246V247H22ZM31 246V247H32ZM85 246V247H84ZM96 246V247H95ZM195 246H196V248H195ZM37 247H38V249L39 250H37ZM77 247H79V248H77ZM18 248V249H17ZM50 248V249H49ZM73 248H74V250H73ZM155 249L151 252V253H149L148 255H150V256H148V257H151V258H149L150 260L149 261H147V259L144 257V258H139L138 260H139V263L138 264H146V261H147V263L149 264V262L152 260V258L154 259V258H156V259H154V264H157V260H158V264L160 263V264H163L162 262H159V260H161L162 261V259H158V257L160 256V258H162V251H161V249H160V247H158V246H156V247H154ZM224 248V249H225ZM17 249V250H16ZM219 249L220 251H218V252H221V253H224V252H226L224 249ZM71 250H73V251H76V252H72ZM91 250H93V252L91 253V254H88V252L89 251H91ZM158 250H159V252H158ZM224 250V251H223ZM65 252L67 251V250H64ZM64 251H62L63 253H64ZM88 251V252H87ZM155 251H157V253L155 252ZM223 251V252H222ZM7 252L8 253H10V254H7ZM51 252V253H50ZM72 252V253H71ZM84 252V253H83ZM16 253V254H15ZM50 253V256L51 257H49V255H47V254H49ZM62 253V254H63ZM76 253V255H74ZM155 253V254H154ZM15 254V255H14ZM85 254V255H84ZM95 254H97L96 256H94ZM151 254L152 255H156V257H153V256H151ZM160 254H162V255H160ZM88 255H90V256H88ZM94 257H93V256ZM33 256V257H32ZM87 256V257H86ZM7 257H8V259H7ZM13 257H14V259H15V261H14V259H13ZM16 257V258H15ZM45 257H47V258H45ZM48 257H49V259H48ZM62 257V256H61ZM60 257V258H61ZM72 257V258H71ZM92 257V258H91ZM4 258H6L7 260L6 261H4L5 259ZM59 258V259H60ZM79 258V259H80ZM13 259V260H12ZM18 261H17V260ZM29 259V260H28ZM47 259V260H46ZM92 259V260H91ZM12 260V261H11ZM20 260V261H19ZM88 260H91V261H88ZM141 260V261H140ZM3 261V262H2ZM22 261V262H21ZM52 261V260H51ZM88 261V262H87ZM145 261V262H144ZM156 261V262H155ZM29 262V263H28ZM35 262V263H34ZM37 262V263H36ZM48 262V263H47ZM63 262H65V263H63ZM6 263H4V264H6ZM61 264V263H60ZM150 264H153V262H151Z\"/></svg>",
	"mask_w": 264,
	"mask_h": 264
}]
</instances>
